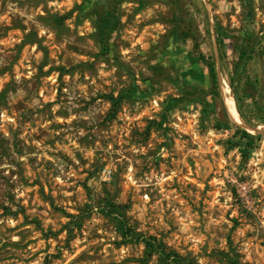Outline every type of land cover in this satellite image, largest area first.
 I'll return each instance as SVG.
<instances>
[{"label":"rangeland","instance_id":"obj_1","mask_svg":"<svg viewBox=\"0 0 264 264\" xmlns=\"http://www.w3.org/2000/svg\"><path fill=\"white\" fill-rule=\"evenodd\" d=\"M228 121L264 127V0H0V264H176L108 202L190 264H264V134L244 158Z\"/></svg>","mask_w":264,"mask_h":264},{"label":"trees","instance_id":"obj_2","mask_svg":"<svg viewBox=\"0 0 264 264\" xmlns=\"http://www.w3.org/2000/svg\"><path fill=\"white\" fill-rule=\"evenodd\" d=\"M247 53V49L243 50L240 52L239 54V60H241L245 54ZM208 69H209V73L211 76V81L213 86L216 85V77H215V69L213 65H208ZM122 100V96H119L118 98H115L113 96L109 97V101L112 105V117L115 116V113L117 111V107L120 103V101ZM154 123V122H153ZM215 128L216 129H232V128H236L237 131H239L240 137L242 140H244V144L241 148H239V151L241 153L242 157H247L249 150H251L254 146V142L257 138H259V136H254L251 135L250 133H248L247 131L238 128V126L236 125H230V122L228 121L226 124H222L220 122H217L215 124ZM227 144L230 145V149H232L233 147H236V145L230 141H227ZM104 213L109 216L110 218H112V220L115 221L116 224V229L118 234L123 237V238H134L136 241H141L142 244L144 245V254L147 258L153 256V255H157L158 258L162 261H165V263L167 262H174L176 264H190L189 262H186L185 260H183L182 258H180L177 254H174L172 252H165V248L164 245L162 244V242L157 241L154 237H149V238H144L142 235L140 234H135V232L128 227L123 220H121V215L123 214L120 211V207L108 202L106 204V206L104 207ZM73 222H68L66 224V233H67V238L69 239L72 235V225Z\"/></svg>","mask_w":264,"mask_h":264},{"label":"water","instance_id":"obj_3","mask_svg":"<svg viewBox=\"0 0 264 264\" xmlns=\"http://www.w3.org/2000/svg\"><path fill=\"white\" fill-rule=\"evenodd\" d=\"M230 91L232 92V89ZM235 123H236V121H235ZM239 125L242 126V128L245 129V130H247V131H252V132H254L256 134H264V131H261L258 128L257 129H254V128H251V127L247 126L246 124H241V123Z\"/></svg>","mask_w":264,"mask_h":264},{"label":"bare ground","instance_id":"obj_4","mask_svg":"<svg viewBox=\"0 0 264 264\" xmlns=\"http://www.w3.org/2000/svg\"><path fill=\"white\" fill-rule=\"evenodd\" d=\"M225 90H228V89H225ZM226 100H227V102H228L229 99H226ZM229 103H230V102H228V104H229ZM228 106H229V113H230L231 119H233L234 122H235V120H236V117H235V114H234V110H235V108L232 107L231 103H230V105H228ZM233 108H234V110H233ZM235 112H236V111H235ZM236 115L238 116L237 113H236ZM238 119H239V117H238ZM259 130L264 131V127H263L262 129H259Z\"/></svg>","mask_w":264,"mask_h":264}]
</instances>
